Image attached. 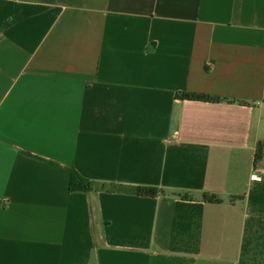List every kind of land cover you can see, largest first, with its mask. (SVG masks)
Instances as JSON below:
<instances>
[{
    "label": "crops",
    "instance_id": "crops-1",
    "mask_svg": "<svg viewBox=\"0 0 264 264\" xmlns=\"http://www.w3.org/2000/svg\"><path fill=\"white\" fill-rule=\"evenodd\" d=\"M0 264H264V0H0Z\"/></svg>",
    "mask_w": 264,
    "mask_h": 264
},
{
    "label": "trees",
    "instance_id": "trees-1",
    "mask_svg": "<svg viewBox=\"0 0 264 264\" xmlns=\"http://www.w3.org/2000/svg\"><path fill=\"white\" fill-rule=\"evenodd\" d=\"M175 98L181 101H195L203 103H229V104H243L241 101L235 99H226L212 97L203 94H193V93H178ZM262 157V146L259 144L256 147L254 161L259 162ZM69 171V182H68V192L69 193H108V194H127L137 197L144 198H157L158 196L164 195L165 192L156 187H143V186H125L121 184L114 183H103L96 182L85 179L81 177L76 171L72 168H68ZM176 197L187 199V197L179 196ZM237 198H230L229 202L233 203ZM203 202L207 203H219L220 200L213 195H203Z\"/></svg>",
    "mask_w": 264,
    "mask_h": 264
}]
</instances>
